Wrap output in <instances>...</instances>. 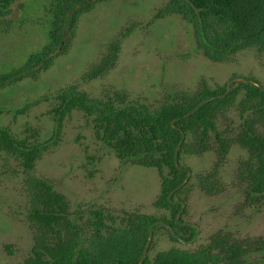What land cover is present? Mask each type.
Masks as SVG:
<instances>
[{"label": "rangeland", "instance_id": "374dc122", "mask_svg": "<svg viewBox=\"0 0 264 264\" xmlns=\"http://www.w3.org/2000/svg\"><path fill=\"white\" fill-rule=\"evenodd\" d=\"M168 2L96 0L76 16L48 69L0 89V128H9L16 138L29 136L35 143L53 141L56 124L50 112L55 97L72 85L91 99L121 93L126 103L150 108L193 96L204 84L218 89L231 79H254L264 85V53L251 48L226 63L210 61L196 50L193 29L181 16L161 14ZM53 3L55 0H14L9 14L0 18V74L23 66L49 44L47 7ZM116 45L117 58L105 68L103 61ZM244 99L242 91L218 114L220 129L239 132L247 115L241 112ZM92 121L85 113L74 111L65 120L59 140L37 160L33 174L51 181L67 198L71 211L84 212L85 218L92 209L120 221L130 213L159 217L164 213L154 207L162 190L159 173L121 162L97 136ZM258 131L264 133V125ZM192 144L194 151L185 150L181 160L192 171V180L177 199L186 200L183 219L195 225L198 236L192 242L177 243L160 228L148 257L171 248L195 251L217 236L231 234L249 249L248 263L264 264V254L257 251V242L264 240V199L258 209L243 207V190L237 184L239 168L249 158L246 149L237 143L231 146L217 173L225 189L208 192L202 189L200 177L213 170L217 155L214 149L199 154L195 142ZM26 187L19 162L1 155L0 264H25L32 253L34 232Z\"/></svg>", "mask_w": 264, "mask_h": 264}, {"label": "trees", "instance_id": "16d2710c", "mask_svg": "<svg viewBox=\"0 0 264 264\" xmlns=\"http://www.w3.org/2000/svg\"><path fill=\"white\" fill-rule=\"evenodd\" d=\"M13 1L0 0V18L9 14ZM95 4L96 0H55L48 6L49 44L31 55L23 66L0 74V89L48 69L76 16ZM161 14L181 16L193 29L196 50L210 61L226 63L251 48L264 53V0H169ZM113 48L114 52L103 61L105 68L117 58L118 46ZM255 82L231 79L218 89L204 84L193 96L154 108L126 103L121 93L112 98L91 99L72 85L55 97L56 104L50 112L56 124L53 141L35 143L29 136L16 138L9 128H0V156L19 162L30 198L28 218L34 246L25 264H139L150 234L154 236L160 228L174 242L194 241L198 233L183 219L186 200L177 199L192 180L181 160L185 150L194 151V142L195 152L203 154L214 149L217 155L213 170L200 177L202 189L208 192L225 189L217 173L231 146L237 143L246 149L249 158L239 168L237 184L243 190V207L258 209L264 199V133L258 131L264 125V85ZM242 91L245 99L241 112L247 115L239 132L220 129L218 114ZM74 111L92 118L97 136L121 162L159 173L162 190L154 207L164 213L159 217L130 213L120 221L92 209L85 218L84 212L71 211L67 198L51 181L33 174L37 160L50 144L59 140L65 120ZM31 136L35 139L37 134ZM181 142L176 165V150ZM257 251L264 254V240L257 242ZM248 252L231 234H222L195 251L171 248L152 259L147 253L142 264H250L245 259Z\"/></svg>", "mask_w": 264, "mask_h": 264}, {"label": "water", "instance_id": "95a60500", "mask_svg": "<svg viewBox=\"0 0 264 264\" xmlns=\"http://www.w3.org/2000/svg\"><path fill=\"white\" fill-rule=\"evenodd\" d=\"M238 80H240V81H246V79H238ZM257 85H259L260 86V84L258 83V82H255ZM230 88V87H229ZM229 91V90H228ZM209 100H211V99H209ZM194 113V111H192L189 115H192ZM181 145H182V142L179 144V146H178V148H177V150H176V165H179V162H178V154H179V150H180V148H181ZM187 172H188V179L191 177V175H192V171L189 169V170H187ZM188 179H186V181L184 182V184L188 181ZM180 188V187H179ZM175 193V191L172 193V194H174ZM180 215H178V217H179ZM166 227L167 228H169V226H167L166 225ZM170 229V228H169ZM152 240H153V234L151 233L150 234V237H149V239H148V242H147V245H146V247H145V250H144V253H143V257H142V260H141V262L139 263V264H142L143 262H144V260H145V257H146V255H147V253H148V251H149V249H150V246H151V243H152Z\"/></svg>", "mask_w": 264, "mask_h": 264}, {"label": "flooded vegetation", "instance_id": "af4514ba", "mask_svg": "<svg viewBox=\"0 0 264 264\" xmlns=\"http://www.w3.org/2000/svg\"><path fill=\"white\" fill-rule=\"evenodd\" d=\"M188 225H190V227H191L192 229H194V231H196V232L198 233L197 228L195 227V225L190 224V223H188ZM196 238H197V237H196Z\"/></svg>", "mask_w": 264, "mask_h": 264}]
</instances>
